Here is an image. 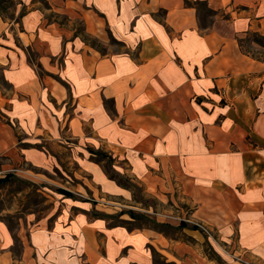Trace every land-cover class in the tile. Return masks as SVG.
Instances as JSON below:
<instances>
[{"label": "crops", "instance_id": "obj_1", "mask_svg": "<svg viewBox=\"0 0 264 264\" xmlns=\"http://www.w3.org/2000/svg\"><path fill=\"white\" fill-rule=\"evenodd\" d=\"M14 1L19 27L0 14V170L64 182L56 218L15 232L0 220V264L18 262L16 239L21 264H210L182 241L109 224L99 211L133 203L130 183L166 214L149 213L186 208L182 221L264 264V46L240 42L264 39V0Z\"/></svg>", "mask_w": 264, "mask_h": 264}, {"label": "rangeland", "instance_id": "obj_2", "mask_svg": "<svg viewBox=\"0 0 264 264\" xmlns=\"http://www.w3.org/2000/svg\"><path fill=\"white\" fill-rule=\"evenodd\" d=\"M6 6L8 9L5 13L1 14L2 19L9 20V23H13L14 26L19 27L18 24L20 22L21 12H19L18 7H16V2L13 1ZM200 6L201 17L199 21L202 26H206L212 21L211 12L207 10L205 5L200 4ZM80 25L82 26V24ZM240 42L247 52L254 51V49H252L254 48L253 44L260 46L264 45V39L260 37V35L254 33L248 34ZM95 43L101 47L98 42L95 41ZM109 43V49L115 51L121 50V47H117V45L116 47L114 46L116 42L111 39V37H109ZM3 70V66L0 65V100L1 96L5 95L8 90ZM41 178L42 181H33L16 174L0 176V220L6 222L12 232L20 229V219L31 218L32 220H38L50 217L56 218L62 212V208L59 204L62 201L57 195L59 194L58 192L61 191L59 188L60 184L54 183L53 181L57 180L64 182V179L51 174L44 175ZM119 180L120 182H129V180ZM77 182L83 184L84 182L87 183V180H79L76 181V183ZM128 186H130L133 191V203H126L122 199H113L114 202L118 203L111 204L117 207L116 209L111 210L110 208H104L105 210L99 211L109 216V224L111 226L121 225L130 230L145 228L154 230L158 234H161L162 237L182 241L191 248L200 250V256L203 257L205 261H209L210 264H226L228 259L232 261L235 260L236 264H255L247 263L242 256L235 254V251L229 248L226 242L221 240L219 233L217 234V232L210 230L202 224H189L182 221L184 218L190 220L191 211L186 208L185 210L179 208L175 209L173 207L170 208L168 215L172 218L167 219L149 213L151 207L154 213H165V210L156 198L146 196L142 188L136 184L130 183ZM78 193H80L81 196L75 195L76 199L84 200L85 198H89L90 193L87 191V188L83 189L79 186ZM50 221H53V219ZM203 227L208 229L209 233L204 232L202 230ZM184 228L188 230L187 234L183 233L182 230ZM15 246V254L18 255L15 256L14 260L18 262L14 264H21L19 262L21 253H19L20 241H18V239H16ZM156 261L157 264H164V262H161L159 259Z\"/></svg>", "mask_w": 264, "mask_h": 264}, {"label": "trees", "instance_id": "obj_3", "mask_svg": "<svg viewBox=\"0 0 264 264\" xmlns=\"http://www.w3.org/2000/svg\"><path fill=\"white\" fill-rule=\"evenodd\" d=\"M13 1L14 0H0V14L5 13V11L8 9V7L6 5L7 4L9 5ZM262 46H264V45H262Z\"/></svg>", "mask_w": 264, "mask_h": 264}, {"label": "built area", "instance_id": "obj_4", "mask_svg": "<svg viewBox=\"0 0 264 264\" xmlns=\"http://www.w3.org/2000/svg\"><path fill=\"white\" fill-rule=\"evenodd\" d=\"M2 175H4V173H3V171L2 170H0V176H2ZM202 230L204 231V232H206V233H209V231H208V229H206V228H202Z\"/></svg>", "mask_w": 264, "mask_h": 264}]
</instances>
